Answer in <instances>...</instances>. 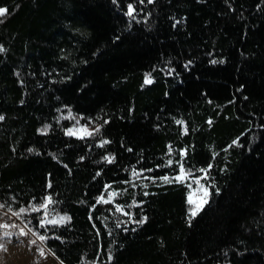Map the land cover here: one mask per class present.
Here are the masks:
<instances>
[{
    "label": "trees",
    "instance_id": "trees-1",
    "mask_svg": "<svg viewBox=\"0 0 264 264\" xmlns=\"http://www.w3.org/2000/svg\"><path fill=\"white\" fill-rule=\"evenodd\" d=\"M0 7L1 212L60 264H264V0Z\"/></svg>",
    "mask_w": 264,
    "mask_h": 264
},
{
    "label": "rangeland",
    "instance_id": "rangeland-1",
    "mask_svg": "<svg viewBox=\"0 0 264 264\" xmlns=\"http://www.w3.org/2000/svg\"><path fill=\"white\" fill-rule=\"evenodd\" d=\"M70 117L71 116H69V118ZM71 121L72 126L66 131L67 135H69L68 133L71 131L73 133L71 136L81 138L92 134L96 130V127L91 122L84 123L80 117H73ZM204 190L205 189L200 184H197L190 194L194 205L190 213H192L194 208L200 209V206L204 204L203 201L207 200L208 192L207 196H205ZM45 201H43V203H45ZM40 205L34 207H39ZM32 209L30 212H36ZM43 217L46 223L48 220H55L57 223L64 221L63 217L51 216L47 211L43 214ZM22 220L23 219L18 215L0 211V243H3L6 249L0 250V264H60L57 259L45 249L42 242L38 239V236L29 229L27 224H24ZM3 225H8V227H2ZM21 229L27 232V235H20ZM5 233H10L11 235L5 236ZM33 240L36 241L35 244L31 243ZM40 249H43L44 255L40 254Z\"/></svg>",
    "mask_w": 264,
    "mask_h": 264
},
{
    "label": "snow or ice",
    "instance_id": "snow-or-ice-1",
    "mask_svg": "<svg viewBox=\"0 0 264 264\" xmlns=\"http://www.w3.org/2000/svg\"><path fill=\"white\" fill-rule=\"evenodd\" d=\"M143 2V0H141V3ZM149 2H151V0H149ZM7 9L6 8H4V7H0V17H3V16H5L6 14H7ZM134 8H133V6H132V4H129L128 5V12H127V15H129V16H132L133 15V13H134ZM0 51H3V48L2 47H0ZM146 83H150L151 81L150 80H146L145 81ZM0 119H3V117L2 116H0ZM97 131H99L98 129H97ZM69 135H72L73 133L71 132V131H69V133H68ZM233 143H236L235 141L233 142ZM203 171V170H202ZM135 174V173H134ZM185 174H184V170H183V166H181V175H179V176H177L175 179L177 180V181H180L182 178H183V176H184ZM168 178L167 177H165V180H167ZM197 183H198V181H197ZM204 192H205V196H207V190L205 189L204 190ZM52 201H51V197H48L47 199H46V201H45V203H43V204H41L39 207H33V211H36V212H39V211H41V210H43V209H46L47 208V206H48V204H50ZM193 201H192V199H191V197L189 198V203L191 204ZM207 201L206 200H204L203 201V203H206ZM3 207V205H0V208H2ZM199 210V208H194L193 210H192V213H191V215L192 216H195L196 214H197V211ZM26 210L25 209H23V208H21L20 209V213H23V212H25ZM117 211H121V209H119V208H117ZM13 215H19V213H13ZM140 223H142L143 221H139ZM47 223L48 224H56L57 223V221H55V220H48L47 221ZM44 226V224H43V222L41 223V227H43ZM2 227H8V225H3ZM20 235H27V232H25L23 229H21L20 230V233H19ZM9 235H11L10 233H5V236H9ZM38 239L41 241V242H43V241H45L46 240V236H44V235H39V237H38ZM31 243L32 244H35L36 243V241L35 240H33V241H31ZM0 250H6L5 249V245L3 244V243H0ZM40 254L41 255H44V251H43V249H40Z\"/></svg>",
    "mask_w": 264,
    "mask_h": 264
}]
</instances>
